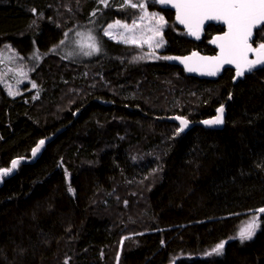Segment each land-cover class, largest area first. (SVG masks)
<instances>
[{"label":"trees","instance_id":"16d2710c","mask_svg":"<svg viewBox=\"0 0 264 264\" xmlns=\"http://www.w3.org/2000/svg\"><path fill=\"white\" fill-rule=\"evenodd\" d=\"M151 2L171 25L164 52L134 62L133 47L101 32L137 16L125 0H0V49L31 64L37 88L10 96L0 79V169L61 130L3 178L0 264H264V213L250 239L229 238L264 208V67L236 84L232 69L186 75L166 57L213 54L223 28L190 40ZM94 18L103 49L62 55L61 41ZM229 97L221 129L159 120L205 119Z\"/></svg>","mask_w":264,"mask_h":264},{"label":"snow or ice","instance_id":"6c2138e0","mask_svg":"<svg viewBox=\"0 0 264 264\" xmlns=\"http://www.w3.org/2000/svg\"><path fill=\"white\" fill-rule=\"evenodd\" d=\"M107 4V0H102ZM128 0H125L127 3ZM161 3H171L177 9V19L182 24H186L189 28L190 35H197L200 27L205 20L222 21L227 26V31L222 36L215 37L218 42L220 52L215 57L201 58L208 62L211 71L208 73L214 75L218 70V66L222 64H236L237 76H241L245 71H251L257 65L264 64V42L260 43L258 48H253L251 40L255 30L264 32V0H160ZM132 7H137L132 4ZM143 7V5H139ZM156 15V14H152ZM163 21V17L159 18ZM119 23V21H117ZM163 26L162 24L160 25ZM112 25H109L111 28ZM126 27V26H125ZM158 31V29H157ZM108 33L105 32V35ZM67 35V34H65ZM64 43V41H61ZM160 45L157 44V47ZM94 51H99V48L89 45ZM255 52L257 58L255 60H248V52ZM90 55V52L84 53ZM195 55V54H193ZM166 59H173L168 58ZM194 68L189 67L188 71H194ZM222 107L217 110L218 115L214 120L204 121L205 124H221ZM180 119L182 131L187 126V121ZM44 144L41 140L39 144L32 149L33 155L39 150L40 146ZM18 161H12V168H15ZM12 169H0V175H7ZM68 191L71 193L74 190L69 187ZM264 213V208L258 210ZM256 217L252 218V222L248 224L246 229L240 232L241 240L250 239L257 227ZM223 242L217 244L213 252L219 254L222 251Z\"/></svg>","mask_w":264,"mask_h":264},{"label":"rangeland","instance_id":"374dc122","mask_svg":"<svg viewBox=\"0 0 264 264\" xmlns=\"http://www.w3.org/2000/svg\"><path fill=\"white\" fill-rule=\"evenodd\" d=\"M151 1L154 0H128L126 5H137V7H133L138 9L137 16L127 21H124L123 18L116 19L107 23L101 31L107 39L133 47L136 52L135 57L132 58L134 62L155 60L161 58L162 52H164L165 40L163 37V30L171 25L161 12L150 7L153 5ZM139 5H143V7H139ZM160 17H163V21L159 20ZM93 21L94 24L88 27H78L64 38V43L58 47L62 55L69 58L89 60L94 58L98 53V51H94L93 48H90L89 45H93L100 50L103 49V47H100V41L96 34L100 21L95 23V18L92 22ZM117 21H119V23H117ZM161 24L163 25L162 27L160 26ZM109 25H112V27L109 28ZM105 32L108 34L105 35ZM157 44L160 46L157 47ZM86 52H90L91 54L85 55L84 53ZM31 69L30 63L19 59L11 50L0 49V79L8 95L16 96L27 92H32L34 95L37 94L36 85L30 77ZM258 215L259 211L247 217L245 221L240 224L238 233L229 238H239L241 230L247 228L248 224L252 222L253 217H256V223L258 225ZM257 228L258 226L255 228V232ZM224 244L225 242H223V246ZM213 249L206 254L213 257L218 255L213 252Z\"/></svg>","mask_w":264,"mask_h":264},{"label":"water","instance_id":"95a60500","mask_svg":"<svg viewBox=\"0 0 264 264\" xmlns=\"http://www.w3.org/2000/svg\"><path fill=\"white\" fill-rule=\"evenodd\" d=\"M155 1H156V3L158 4V6L161 9H168V10H171L174 13V22L176 23V25L179 28H181L186 33V36L190 40L199 41L202 38V36L204 35L206 28L210 24H213V25H216V26H220V27L223 28L222 32L214 34L209 40V44L215 50V52L213 54H205V53H202V52H200V51L195 49V50H192V51H190L189 53H186V54L170 55L168 57V58H173V59H168L169 63L172 64V65H176V66L180 67L184 71V73L186 75H188L190 77L198 78V79L216 80L223 73V71L225 69H232L234 71V76L232 78V82H233V84H236L239 80L243 79L245 77V75L250 74L251 72L256 71V70L264 67V64L257 65L251 71H245L243 75L237 76V74H236L237 73V68H236V64L235 63H233V64H222V65L218 66V70L215 71L214 75L208 74L211 71V68L208 65V62L205 61V60H202L201 58L215 57V56L218 55V53L220 52V49L217 46L218 42L215 41L214 38L217 37V36H222L223 33L225 31H227V26L222 21L205 20L204 23L202 24V26L200 27L197 35H190L189 34V28L186 26V24L180 23V21L177 19V15H178L177 9L171 3L165 4V3H161L160 0H155ZM256 31L257 30L254 31V35H253V38L251 40L253 48H258V46H259V44L258 45L254 44V37H255ZM193 54H195V55H193ZM247 58H248V60H255L257 58L256 53L252 52V51L248 52ZM189 67L194 68L195 70L194 71H188ZM230 100H231V97H229L227 101H225L222 105H220L219 107L216 108L214 115H212L210 117H207L205 119H202V120L190 121L186 117L178 116V115H174V116H170V117H161V118H159V120H163V121H166V122H169V123H175L176 125H178L179 130L181 128V122H180V119H178V118H182V119L186 120L188 122L187 126L184 127L182 131L180 130L181 132H186L187 130H189L192 127H195V126H200V127H204V128H210V129H221L223 127L224 118H225V115H226V107H227L228 101H230ZM106 104H110V103H106ZM221 107L223 109V111H222L223 123L218 124V125L217 124H205V123H203L204 121L214 120L217 117V115H218L217 110L220 109ZM133 110L137 111V112L139 111L138 109H133ZM60 131L61 130L57 131L56 133H54L53 135H51L47 139H42L44 141V144L42 146H40L39 150L36 152L35 155H33V152L31 151V155H30L29 158L18 157V158L13 159V160L18 161V163H17L15 168H12V161H13L12 160L11 163H10V167H9L12 170L9 172V174L0 175V186L3 183V178L11 177L14 174L15 169L17 168V166L20 163H24V164L33 163L39 157V155L41 153V149L45 145H47ZM40 141H38L33 148H35L39 144ZM9 168H4V169H9ZM170 264H175V262H172Z\"/></svg>","mask_w":264,"mask_h":264},{"label":"flooded vegetation","instance_id":"af4514ba","mask_svg":"<svg viewBox=\"0 0 264 264\" xmlns=\"http://www.w3.org/2000/svg\"><path fill=\"white\" fill-rule=\"evenodd\" d=\"M173 19H174V14H173ZM234 72V71H233Z\"/></svg>","mask_w":264,"mask_h":264},{"label":"bare ground","instance_id":"6f19581e","mask_svg":"<svg viewBox=\"0 0 264 264\" xmlns=\"http://www.w3.org/2000/svg\"><path fill=\"white\" fill-rule=\"evenodd\" d=\"M174 116V115H173ZM202 120V119H201Z\"/></svg>","mask_w":264,"mask_h":264}]
</instances>
